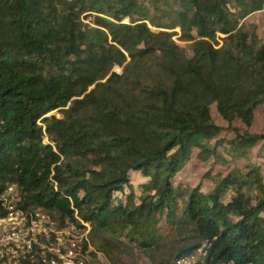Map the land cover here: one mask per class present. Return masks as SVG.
Here are the masks:
<instances>
[{"label": "trees", "instance_id": "1", "mask_svg": "<svg viewBox=\"0 0 264 264\" xmlns=\"http://www.w3.org/2000/svg\"><path fill=\"white\" fill-rule=\"evenodd\" d=\"M0 11L16 45L0 51V215L15 185L21 210L88 225L85 264H121L125 249L148 264H264L261 166L178 178L194 148L202 164L225 144L247 162L264 141L250 132L264 105L250 17L264 0H0Z\"/></svg>", "mask_w": 264, "mask_h": 264}, {"label": "built area", "instance_id": "2", "mask_svg": "<svg viewBox=\"0 0 264 264\" xmlns=\"http://www.w3.org/2000/svg\"><path fill=\"white\" fill-rule=\"evenodd\" d=\"M117 72V71H116ZM5 212L0 215V264H85L81 257L82 242L89 231L74 223L59 227L47 214L27 213L15 185L7 186L1 194ZM194 256L178 259L175 264H194ZM235 264V263H229Z\"/></svg>", "mask_w": 264, "mask_h": 264}, {"label": "rangeland", "instance_id": "3", "mask_svg": "<svg viewBox=\"0 0 264 264\" xmlns=\"http://www.w3.org/2000/svg\"><path fill=\"white\" fill-rule=\"evenodd\" d=\"M251 23L256 26V32L261 41H264V17L255 13L250 17ZM176 32L179 33V28L175 29ZM6 33V21L3 18L2 12L0 11V51H11L16 48V45H9L5 39ZM174 40L181 46H184L185 43H181L177 40V37H174ZM117 72H121V69L116 67L114 69ZM211 119L215 123V125L223 128L220 133L219 138H224L225 140H230L234 137V133L228 132L227 124L221 120V118L216 113L215 107H211ZM235 126L242 131V127L240 123H235ZM264 129V105L260 106L255 112V120L253 123L250 132L253 134H258L261 130ZM216 140L214 139L207 144L208 147L212 148L216 145ZM217 151L220 153L222 158L210 159L209 164H202L196 158L198 154V150L194 148L191 153V158L186 162L183 171L178 176V178H182L185 181L191 182L193 184H197L202 176L209 170L215 174L216 172H220L223 175L232 174L238 176L240 178L244 177L246 171V165L251 166H261V176L264 181V141H260L256 144L251 150L248 152L249 160L245 162L244 160H240L235 158V154L232 153L231 150L225 144L224 146H217ZM176 178V179H178ZM141 180V179H140ZM203 191H207L212 187V184L208 181L203 182ZM100 238L98 237L95 240V243H98ZM91 244H88V250L91 251ZM121 264H148L143 259L136 258V251L130 249L124 250V253H121L120 256ZM88 264H106L105 260L102 256H98L95 261H91L88 258Z\"/></svg>", "mask_w": 264, "mask_h": 264}]
</instances>
